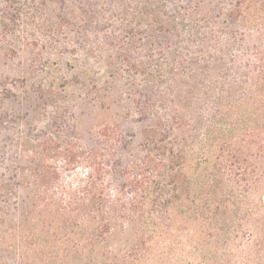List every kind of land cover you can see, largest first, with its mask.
Returning <instances> with one entry per match:
<instances>
[{"label":"trees","instance_id":"1","mask_svg":"<svg viewBox=\"0 0 264 264\" xmlns=\"http://www.w3.org/2000/svg\"><path fill=\"white\" fill-rule=\"evenodd\" d=\"M83 1L100 9L105 0ZM117 2L127 22L130 13L138 14L130 35L150 24L162 32L164 41L146 48L147 60L127 61L136 77L146 75L151 83L146 72L152 52L170 50L171 41L189 49L188 87L193 95L197 90L213 96L199 108L209 109V116L188 123L186 103L155 104L160 95H153L154 83L147 91L136 84L125 93L130 110L115 120H92L88 146L78 145L80 135L59 141L28 137L18 153L8 157L0 151V191L6 194L0 202L14 198L16 213L0 207V264H264V226L254 217L264 209V197L258 203L251 198L264 174V0H185L176 26L165 24L168 15L156 11L160 0ZM147 8L148 15L138 19ZM104 16L89 25L99 27ZM15 18L8 30L17 27ZM187 31L192 44L184 38ZM248 38L255 46L243 49L251 51L249 90L240 93L235 82L225 83L216 54ZM218 42L222 49L215 47ZM196 47L201 60L194 58ZM181 57L190 64L176 52L169 62H156L157 72L176 71L184 64ZM198 69L210 71L213 87H200ZM159 77L158 84L165 83ZM165 107L168 115L160 114ZM127 123H141L135 145L121 134ZM14 159L23 162L14 176L17 197L3 174ZM61 175L68 180L64 184Z\"/></svg>","mask_w":264,"mask_h":264},{"label":"rangeland","instance_id":"2","mask_svg":"<svg viewBox=\"0 0 264 264\" xmlns=\"http://www.w3.org/2000/svg\"><path fill=\"white\" fill-rule=\"evenodd\" d=\"M157 5L156 11L165 13L171 19L167 21L165 18V24L175 22L176 26L178 18L184 15L178 12V8L187 6V3L185 0H160ZM98 6L100 9L85 6L83 0H55L51 3L31 0V5L30 0H0V151L8 157L11 152L23 150L22 139L28 137L34 141L42 137L59 141L64 138L74 140L80 135L82 140L76 141L79 146L85 147L84 144L90 143L93 119L115 120L132 108L125 93L135 90L136 84L147 91L154 83L153 95H160L152 100L155 104L161 99H172L174 105L186 103L184 118L188 123L195 124L198 118L209 116V109L204 111L199 108L212 100L213 96H203L197 90L193 95L194 91L188 87L192 84L187 76L192 70L189 49H177L171 41L170 50L165 48L161 52H152L153 64H149L146 72L152 74L151 83L146 75L136 77L127 61L136 57L147 60L149 51L146 48L151 42L161 44L164 41H159L162 32L150 24L144 25L141 32L132 36L129 28L132 29L135 24L137 13H130L127 22L126 13L125 16L122 13L124 5H119L117 0H105ZM150 11V8L140 10L138 19L142 13ZM103 13L105 18L99 27H91L89 22L93 21L92 18ZM12 15L16 17L14 21L17 27L8 30L9 26L6 25L10 23ZM189 19L187 16L185 22L191 27L193 23ZM190 34L187 31L184 38L192 44L194 39ZM233 42V50L229 52L223 50L219 42L215 46L222 49V55L216 54L217 57L221 56L218 67L226 75L225 83L235 82L242 88L240 93H243V88L249 90L247 73L251 69L248 62L251 51L248 47L247 52H243V49L245 44L253 45V39ZM142 47L144 50H141ZM198 49L200 47L193 48L194 58L201 60L202 56H196ZM176 52H183L190 64L181 57L184 64L176 71L158 73L156 64L169 62ZM197 73L200 87L203 84L206 87L213 85L208 69H198ZM159 75L166 78L161 85L158 84ZM122 92L125 96H122ZM162 111L168 115V107L160 109L159 113L163 114ZM132 115L133 119H138L135 113ZM127 124H122L121 134L126 143L135 145L140 141L141 123ZM22 163L14 159L3 170L4 181L11 185L10 193L16 197L21 194L14 176ZM55 166L60 168L61 162L57 161ZM67 181L61 175L60 183ZM0 195L6 194L0 191ZM262 197L264 174L257 190L251 195L256 203ZM6 200L7 203L0 202V207L15 213L12 211L15 204L11 206L14 198L7 197ZM254 217L264 226V209Z\"/></svg>","mask_w":264,"mask_h":264}]
</instances>
